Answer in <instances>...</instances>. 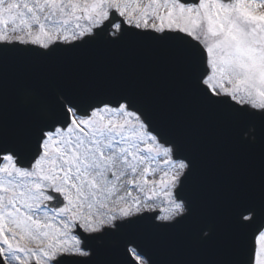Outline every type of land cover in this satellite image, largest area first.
Returning a JSON list of instances; mask_svg holds the SVG:
<instances>
[{"label":"snow or ice","instance_id":"6c2138e0","mask_svg":"<svg viewBox=\"0 0 264 264\" xmlns=\"http://www.w3.org/2000/svg\"><path fill=\"white\" fill-rule=\"evenodd\" d=\"M33 261L264 264V0H0V264Z\"/></svg>","mask_w":264,"mask_h":264},{"label":"water","instance_id":"95a60500","mask_svg":"<svg viewBox=\"0 0 264 264\" xmlns=\"http://www.w3.org/2000/svg\"><path fill=\"white\" fill-rule=\"evenodd\" d=\"M102 49H101V46H99V45H97V51L99 52V51H101Z\"/></svg>","mask_w":264,"mask_h":264},{"label":"rangeland","instance_id":"374dc122","mask_svg":"<svg viewBox=\"0 0 264 264\" xmlns=\"http://www.w3.org/2000/svg\"><path fill=\"white\" fill-rule=\"evenodd\" d=\"M159 176L157 175V177L156 178H158ZM135 194V193H134ZM162 199V198H161Z\"/></svg>","mask_w":264,"mask_h":264}]
</instances>
